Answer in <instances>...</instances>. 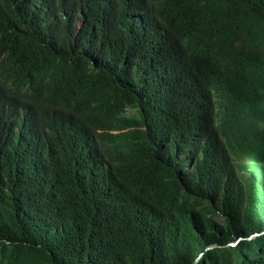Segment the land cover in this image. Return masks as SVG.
Listing matches in <instances>:
<instances>
[{
  "label": "trees",
  "instance_id": "16d2710c",
  "mask_svg": "<svg viewBox=\"0 0 264 264\" xmlns=\"http://www.w3.org/2000/svg\"><path fill=\"white\" fill-rule=\"evenodd\" d=\"M0 264H264V0H0Z\"/></svg>",
  "mask_w": 264,
  "mask_h": 264
}]
</instances>
